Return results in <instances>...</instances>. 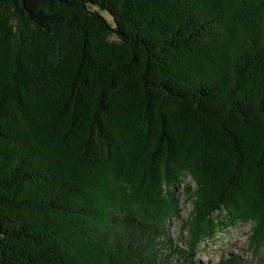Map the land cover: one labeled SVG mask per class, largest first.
I'll return each instance as SVG.
<instances>
[{
  "label": "trees",
  "instance_id": "obj_1",
  "mask_svg": "<svg viewBox=\"0 0 264 264\" xmlns=\"http://www.w3.org/2000/svg\"><path fill=\"white\" fill-rule=\"evenodd\" d=\"M239 221L264 245V0H0V264H192Z\"/></svg>",
  "mask_w": 264,
  "mask_h": 264
},
{
  "label": "rangeland",
  "instance_id": "obj_2",
  "mask_svg": "<svg viewBox=\"0 0 264 264\" xmlns=\"http://www.w3.org/2000/svg\"><path fill=\"white\" fill-rule=\"evenodd\" d=\"M185 182L190 184L192 189L195 188L194 182L189 178H186ZM174 199L178 205V213L167 223L168 238L174 248H187L189 236L188 232L183 230V224L189 219L192 203L181 185L174 189ZM253 226V221H239L234 225L223 226L212 237L199 242L191 263L217 264L223 258L234 257L240 263L264 264V260L261 261V258H264V245L258 249L248 246Z\"/></svg>",
  "mask_w": 264,
  "mask_h": 264
}]
</instances>
